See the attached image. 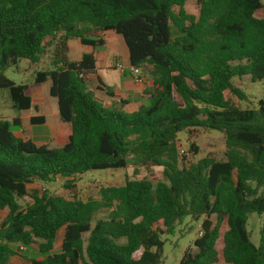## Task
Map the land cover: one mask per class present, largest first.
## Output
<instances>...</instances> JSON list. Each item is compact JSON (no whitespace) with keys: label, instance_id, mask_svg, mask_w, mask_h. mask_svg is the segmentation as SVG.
Instances as JSON below:
<instances>
[{"label":"trees","instance_id":"trees-1","mask_svg":"<svg viewBox=\"0 0 264 264\" xmlns=\"http://www.w3.org/2000/svg\"><path fill=\"white\" fill-rule=\"evenodd\" d=\"M0 0V90L12 108L39 112L27 85L5 76L24 60L39 64L53 48L52 69L37 71L36 85L50 82L59 118L70 129L59 148L18 136L20 117L0 119V264L35 247L30 264H164L162 234H173L187 217L201 235L178 264H264V100L243 109L248 96L234 80L264 81V9L261 0ZM122 37L130 66L150 82L149 99L137 109L106 107L89 88L94 54L73 62L68 43L102 48L101 35ZM98 80V79H97ZM101 87L109 96L110 88ZM32 125H44L34 116ZM224 136L221 160L188 163L178 135L195 130ZM191 152L198 154L193 143ZM132 158L162 168L163 180L126 177L102 190V199L81 201L38 190L37 184L95 170H121ZM45 190V189H44ZM31 203L22 206L21 199ZM102 210L108 218L93 225ZM250 214L262 217L260 244L248 231ZM223 234L220 254L217 243ZM162 225L163 228L159 225ZM63 231L60 249L58 234ZM87 236V237H86Z\"/></svg>","mask_w":264,"mask_h":264},{"label":"rangeland","instance_id":"rangeland-1","mask_svg":"<svg viewBox=\"0 0 264 264\" xmlns=\"http://www.w3.org/2000/svg\"><path fill=\"white\" fill-rule=\"evenodd\" d=\"M261 1L264 5V0ZM185 9L191 15H199V7L193 0L187 2ZM258 15L264 17V9L261 10ZM112 37H116L115 34L108 36L107 39L111 41ZM120 38L122 39V37ZM70 44L72 48L71 58L76 59L82 54L83 47L77 41H72ZM53 51L54 49L50 48L46 55L42 57L39 64L33 65L22 60L17 67H11L5 72V76L17 85H27L29 87L27 93L38 106V114L34 111L21 113L13 109L9 92L6 89L0 90V119L12 121L14 118L20 117L23 127H13V132L18 136L31 139L37 145H44L50 149L62 147L67 142L66 138L70 133L68 126L62 123L59 118L57 100L49 96L51 83L47 82L42 85H36L34 83V77L37 71L52 69L51 61ZM115 59L117 63L129 67L127 61L121 55V52L117 53ZM107 75H109L110 84H116L120 88L126 83L125 79H130L129 75L123 77L117 70H111ZM143 78L145 81L146 77L144 75ZM234 86L240 88L248 96V101L241 103L243 109H257L259 101L264 100V81L251 82L250 80L235 79ZM36 115L44 117L46 123L44 125H32L30 119ZM178 140L181 145V152L185 153L188 163H196L201 158L208 156L218 160L224 157V136L217 131L198 129L192 133L191 139H189L188 132L184 131L178 135ZM192 143L197 146V155L190 150ZM162 171L163 169L159 167L143 166L140 158H132L126 169L95 170L78 176L74 188L71 190L64 188L66 179L63 178H59L49 184H37L35 186L38 187V190L41 192L67 199L76 197L84 202L89 200L100 201L102 199L103 189L112 186H123L127 176L131 178L148 179L156 184L163 180ZM31 202L32 200L30 198L20 200L23 207ZM109 212L108 210H102L97 213L93 225L97 220L108 218ZM201 224L202 220L196 222L192 220V218L187 217L181 224L176 225L173 234L165 233L161 235L162 241L165 242L163 251L164 264H178L184 252L189 248H194L193 243L199 236ZM160 226L162 227L161 224L159 227ZM261 227L262 217L258 214H250L247 228L251 235V240L256 246L260 244ZM162 229L165 228L162 227ZM226 230L227 224L224 223L221 228L220 239L217 243V250L220 254L223 248V234ZM62 235L63 231L58 234L57 247L61 245ZM220 264H223L222 260Z\"/></svg>","mask_w":264,"mask_h":264},{"label":"crops","instance_id":"crops-1","mask_svg":"<svg viewBox=\"0 0 264 264\" xmlns=\"http://www.w3.org/2000/svg\"><path fill=\"white\" fill-rule=\"evenodd\" d=\"M112 34L115 33L109 31L101 35V37L105 40V45L101 49L95 50L92 47L83 46L79 43V41H77L83 47V51L82 54H80L76 59L71 58L72 48L70 44L72 41H76V40L69 41L68 58L70 61L77 62L82 58L83 54H94L96 59L95 75L93 77H90L88 82H89V87L94 92L96 98L99 99L106 107H110V106L120 107V102L125 101L128 103L127 108L137 109L141 105L145 104L144 102H147V100L149 99L148 91L150 90V82L147 79V76L144 75L146 77L144 84L139 85L135 82L133 75H131L130 72L122 73L117 69V64H119L115 59L117 53L121 52V55L127 61L128 66H130L129 54L127 47L124 43V40L121 39L119 35L115 34L116 37H112L111 41L107 39V37L112 36ZM111 70L119 71L123 77L129 75L130 79H125L126 83H124V85L121 88L116 84L112 85L109 82V77H108L109 75H107L109 74V72H111ZM97 79L102 83V85H104V87L110 88L112 90L113 96H109L106 93L105 88L104 90H102L103 88L101 89V87L100 89L98 88L99 82ZM6 215H7V211L0 212V222L4 220ZM62 238H61V242H62ZM60 247H57V249H60ZM22 254L25 257H27V260H25L20 256H14L13 258H11L9 264H30L29 260L31 259H37V260L41 259L40 254L38 253L35 247H32L31 249H26Z\"/></svg>","mask_w":264,"mask_h":264},{"label":"built area","instance_id":"built-area-1","mask_svg":"<svg viewBox=\"0 0 264 264\" xmlns=\"http://www.w3.org/2000/svg\"><path fill=\"white\" fill-rule=\"evenodd\" d=\"M117 69L119 71H121L122 73L130 72L131 75H133L134 80H135V82L137 84L141 85V84L144 83V78H143L142 71H141L140 68L133 67V66L125 67L122 64H117ZM199 235H201V231H200ZM20 250L22 252H24L26 250V248L25 247H20Z\"/></svg>","mask_w":264,"mask_h":264}]
</instances>
